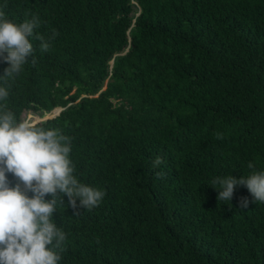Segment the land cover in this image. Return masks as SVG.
I'll return each instance as SVG.
<instances>
[{
	"label": "trees",
	"instance_id": "16d2710c",
	"mask_svg": "<svg viewBox=\"0 0 264 264\" xmlns=\"http://www.w3.org/2000/svg\"><path fill=\"white\" fill-rule=\"evenodd\" d=\"M0 10L14 23L38 16L46 39L58 33L47 52L31 38L37 62L7 79L0 105L17 121L67 105L37 125L71 137L74 175L106 193L78 215L66 195L57 205L59 264H264V203L239 207L252 200L243 186L217 201L211 185L247 177L249 162L264 171V0H0Z\"/></svg>",
	"mask_w": 264,
	"mask_h": 264
},
{
	"label": "clouds",
	"instance_id": "9594fccd",
	"mask_svg": "<svg viewBox=\"0 0 264 264\" xmlns=\"http://www.w3.org/2000/svg\"><path fill=\"white\" fill-rule=\"evenodd\" d=\"M14 23L0 10V62L7 63L0 81V101L9 97L8 78H15L32 58L36 64L31 38L39 41L41 52L50 49V42L58 35L53 31L45 38L35 30L40 27L39 17ZM67 105H57L43 115L28 113L17 121L15 113L0 105V264H59L65 251L66 233L53 221L57 205L65 207L63 196L68 198V207L79 214V209L88 211L98 207L105 191L81 183L74 175L75 164L70 159L71 137L58 129H44L37 125L42 119L58 115ZM217 139H223L217 133ZM164 163L157 156L153 168ZM252 169L247 177L233 175L215 177L211 185L217 190V201L231 202L238 187L247 188L252 200L242 197L239 207L250 203H264V171ZM7 173L16 183L11 185ZM157 172V178H163ZM218 186V187H217ZM31 193V195H29ZM50 196V199L46 197ZM79 200V204H77Z\"/></svg>",
	"mask_w": 264,
	"mask_h": 264
}]
</instances>
